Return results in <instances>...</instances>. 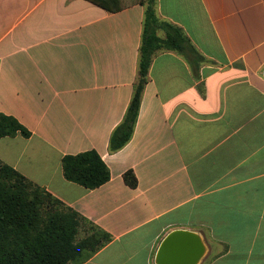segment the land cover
<instances>
[{"label":"crops","instance_id":"crops-1","mask_svg":"<svg viewBox=\"0 0 264 264\" xmlns=\"http://www.w3.org/2000/svg\"><path fill=\"white\" fill-rule=\"evenodd\" d=\"M98 1L0 0V113L30 132L0 137V160L84 217L78 235L110 236L81 264H155L177 229L202 239L197 264H264V0H155L194 50L153 55L114 152L146 0ZM87 150L110 171L93 189L62 171Z\"/></svg>","mask_w":264,"mask_h":264},{"label":"trees","instance_id":"trees-1","mask_svg":"<svg viewBox=\"0 0 264 264\" xmlns=\"http://www.w3.org/2000/svg\"><path fill=\"white\" fill-rule=\"evenodd\" d=\"M154 5L155 0H146L133 91L122 120L110 135L112 152L124 147L132 136L153 55L159 50H194L182 28L161 20ZM158 30H163L164 36H159ZM17 132L30 135L14 117L0 113V137ZM62 171L67 180L88 189L110 177L95 150L64 156ZM123 178L130 187L136 186L131 170ZM81 221L85 218L78 212L0 160V264H81L110 239L97 230L78 238Z\"/></svg>","mask_w":264,"mask_h":264},{"label":"water","instance_id":"water-1","mask_svg":"<svg viewBox=\"0 0 264 264\" xmlns=\"http://www.w3.org/2000/svg\"><path fill=\"white\" fill-rule=\"evenodd\" d=\"M204 254L205 245L196 233L177 229L160 243L155 264H197Z\"/></svg>","mask_w":264,"mask_h":264},{"label":"rangeland","instance_id":"rangeland-1","mask_svg":"<svg viewBox=\"0 0 264 264\" xmlns=\"http://www.w3.org/2000/svg\"><path fill=\"white\" fill-rule=\"evenodd\" d=\"M80 237H81V235L79 234V235H78V238H80Z\"/></svg>","mask_w":264,"mask_h":264}]
</instances>
